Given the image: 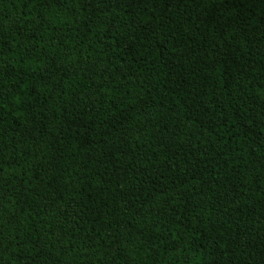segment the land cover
<instances>
[{"label": "trees", "instance_id": "16d2710c", "mask_svg": "<svg viewBox=\"0 0 264 264\" xmlns=\"http://www.w3.org/2000/svg\"><path fill=\"white\" fill-rule=\"evenodd\" d=\"M0 264H264V0H0Z\"/></svg>", "mask_w": 264, "mask_h": 264}]
</instances>
